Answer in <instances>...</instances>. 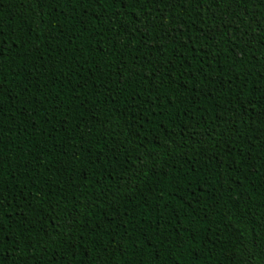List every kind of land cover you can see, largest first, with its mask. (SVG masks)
<instances>
[{"label":"trees","instance_id":"trees-1","mask_svg":"<svg viewBox=\"0 0 264 264\" xmlns=\"http://www.w3.org/2000/svg\"><path fill=\"white\" fill-rule=\"evenodd\" d=\"M0 264H264V0H0Z\"/></svg>","mask_w":264,"mask_h":264}]
</instances>
